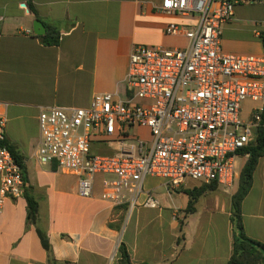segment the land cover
<instances>
[{
  "label": "crops",
  "instance_id": "crops-1",
  "mask_svg": "<svg viewBox=\"0 0 264 264\" xmlns=\"http://www.w3.org/2000/svg\"><path fill=\"white\" fill-rule=\"evenodd\" d=\"M238 1L223 27L222 49L232 55L263 56L264 0ZM32 3L38 18L26 0H0V115L7 118L8 143L22 158L25 182L22 198L0 205V264H122L121 246L131 264H227L234 244L231 201L237 184L203 193L190 212L189 193L203 183L187 180L174 189L149 177L137 206L114 207L102 200L103 176L95 179L93 197L83 199L79 177L59 171L55 164L42 166L36 157L43 108H87L100 94L126 100L134 48L183 49L188 39L168 35L166 28H194L199 16L164 14L163 0ZM35 20L59 33L58 46L41 42L33 32ZM254 106L244 104L245 119ZM239 160L240 178L248 156ZM149 195L158 201L157 208L143 205ZM27 197L38 204L33 223ZM242 216L247 236L264 244V158L242 203Z\"/></svg>",
  "mask_w": 264,
  "mask_h": 264
},
{
  "label": "built area",
  "instance_id": "built-area-1",
  "mask_svg": "<svg viewBox=\"0 0 264 264\" xmlns=\"http://www.w3.org/2000/svg\"><path fill=\"white\" fill-rule=\"evenodd\" d=\"M238 4L163 0L164 14L199 16L194 28H166L168 35L183 34L189 45L136 46L126 100L100 94L87 108H43L38 163L55 164L79 177L83 199L93 197L95 179L103 176L102 200L114 207L137 206L149 177L174 189L187 180L233 189L240 152L259 130L264 132V55L238 56L222 49L223 27ZM246 102L255 106L243 119ZM6 128L7 118L0 115L1 206L22 198L25 188L23 168L7 146ZM112 143L117 149L111 154H93V144ZM143 205L157 208L158 201L149 195Z\"/></svg>",
  "mask_w": 264,
  "mask_h": 264
},
{
  "label": "trees",
  "instance_id": "trees-1",
  "mask_svg": "<svg viewBox=\"0 0 264 264\" xmlns=\"http://www.w3.org/2000/svg\"><path fill=\"white\" fill-rule=\"evenodd\" d=\"M30 11L38 18L37 12L33 6L32 0H26ZM46 46H58L60 44V35L51 28L47 29L44 36H37ZM264 48V31L260 34ZM16 161L22 166V158L9 143L7 144ZM242 156H248L244 165L236 193L232 196L231 222L234 227V244L232 255L227 264H264V244L247 236L242 216V203L249 194L252 185L254 173L262 158H264V132L259 130L255 139L240 152ZM217 183L204 184L201 188L189 193L190 202L188 211H194V206L200 195L207 191H215L218 188ZM28 201V219L33 223L38 217V204L33 198L27 197ZM42 244L45 249H49V243L46 236L39 232ZM122 264H131L129 255L124 246L119 249Z\"/></svg>",
  "mask_w": 264,
  "mask_h": 264
},
{
  "label": "rangeland",
  "instance_id": "rangeland-1",
  "mask_svg": "<svg viewBox=\"0 0 264 264\" xmlns=\"http://www.w3.org/2000/svg\"><path fill=\"white\" fill-rule=\"evenodd\" d=\"M244 106V105H243ZM241 118L245 119L243 116ZM116 145L115 144H105V145H98V144H93L92 146V152L94 155H99V156H105L109 155L112 153L111 150H116ZM240 162V160L238 161ZM239 182L237 183L238 186Z\"/></svg>",
  "mask_w": 264,
  "mask_h": 264
},
{
  "label": "water",
  "instance_id": "water-1",
  "mask_svg": "<svg viewBox=\"0 0 264 264\" xmlns=\"http://www.w3.org/2000/svg\"><path fill=\"white\" fill-rule=\"evenodd\" d=\"M33 32L36 36H44L47 33L45 25L40 20L33 22Z\"/></svg>",
  "mask_w": 264,
  "mask_h": 264
}]
</instances>
